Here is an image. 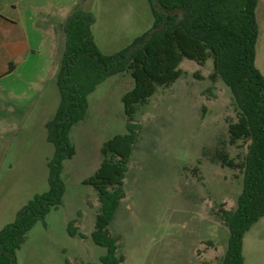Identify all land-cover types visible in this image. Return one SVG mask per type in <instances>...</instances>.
<instances>
[{
  "label": "rangeland",
  "instance_id": "obj_1",
  "mask_svg": "<svg viewBox=\"0 0 264 264\" xmlns=\"http://www.w3.org/2000/svg\"><path fill=\"white\" fill-rule=\"evenodd\" d=\"M255 12V65L264 75V0L257 1ZM117 20L114 16L107 22L115 25ZM101 28L106 38L103 24ZM63 46L61 41L57 58ZM179 66L185 73L168 87H158L135 114L140 127L123 179L125 196L108 225L124 255L121 264H221L226 249L229 232L221 209L236 206L243 178L238 169L223 167L210 156L224 146L239 161L246 142L229 143L228 121L236 119V112L226 84L209 78L212 59L199 65L183 58ZM132 84L130 74L121 72L89 94L85 118L70 131L75 153L63 162L62 203L26 233L17 264H62L66 257L77 264H100L105 248L90 238L99 203L83 179L98 166L102 143L125 131L121 96ZM58 98L53 77L31 108L16 109L1 97L0 229L14 221L16 210L34 193L48 188L53 145L44 123ZM71 219L84 238L67 233ZM243 264H264V215L244 235Z\"/></svg>",
  "mask_w": 264,
  "mask_h": 264
},
{
  "label": "trees",
  "instance_id": "obj_2",
  "mask_svg": "<svg viewBox=\"0 0 264 264\" xmlns=\"http://www.w3.org/2000/svg\"><path fill=\"white\" fill-rule=\"evenodd\" d=\"M257 1L149 0L151 28L110 54L101 52L94 41L93 13L84 9L81 2L74 6L59 25L64 35L54 75L59 99L54 114L45 124L46 139L53 145V153L47 160L48 188L34 193L16 211L14 221L0 229V264H17L16 252L26 233L62 203L63 162L75 153L70 131L85 118L89 94L109 76L128 72L133 84L121 96L125 131L102 143L98 166L83 179V183L94 188L99 203L90 232L94 244L105 248L99 262L124 261V255L118 253L117 237L110 233L108 225L125 196L123 179L140 127L135 114L158 87H168L185 73L179 66L183 58L199 65L212 59L209 78L226 84L236 112V119L228 121L229 143L246 142L239 161L230 157L224 146L215 148L210 156L211 161L242 173L236 206L221 209L229 232L221 264H243L244 235L264 215V75L255 65ZM66 229L70 236L85 237L75 219L68 221ZM62 264L77 263L66 257Z\"/></svg>",
  "mask_w": 264,
  "mask_h": 264
},
{
  "label": "crops",
  "instance_id": "obj_3",
  "mask_svg": "<svg viewBox=\"0 0 264 264\" xmlns=\"http://www.w3.org/2000/svg\"><path fill=\"white\" fill-rule=\"evenodd\" d=\"M79 2L93 13L91 32L106 54L128 46L153 23L149 0H0V101L3 96L16 109L32 107L54 78L58 45L64 42L59 25ZM114 16L117 23L108 24ZM97 37L113 48L101 50Z\"/></svg>",
  "mask_w": 264,
  "mask_h": 264
},
{
  "label": "water",
  "instance_id": "obj_4",
  "mask_svg": "<svg viewBox=\"0 0 264 264\" xmlns=\"http://www.w3.org/2000/svg\"><path fill=\"white\" fill-rule=\"evenodd\" d=\"M155 1V0H154Z\"/></svg>",
  "mask_w": 264,
  "mask_h": 264
}]
</instances>
